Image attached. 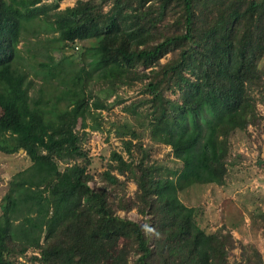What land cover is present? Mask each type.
<instances>
[{
  "label": "trees",
  "instance_id": "obj_1",
  "mask_svg": "<svg viewBox=\"0 0 264 264\" xmlns=\"http://www.w3.org/2000/svg\"><path fill=\"white\" fill-rule=\"evenodd\" d=\"M63 1L0 0V153L31 163L1 200L0 264H231L239 245L237 264H264L235 222L212 231L181 198L244 159L232 139L263 127L264 0ZM45 31L58 41L34 65L37 82L28 37ZM121 89L139 96L127 102ZM113 96L138 126L115 129L121 151L98 172L87 130H103ZM145 132L179 165L153 162ZM133 211L141 221L119 215Z\"/></svg>",
  "mask_w": 264,
  "mask_h": 264
},
{
  "label": "rangeland",
  "instance_id": "obj_2",
  "mask_svg": "<svg viewBox=\"0 0 264 264\" xmlns=\"http://www.w3.org/2000/svg\"><path fill=\"white\" fill-rule=\"evenodd\" d=\"M74 4L75 0H65L61 3V8L72 7ZM55 37L51 31H45L44 35L40 37V41L36 36L28 37L31 42L28 45L30 46V51L35 52L37 49L39 50L37 59L31 60L29 58L28 63L26 62V68L31 73L30 77L36 79V81L43 78L44 73L34 67V65L49 63V59L45 57L47 55L45 48L48 41L52 46L57 43L52 42L53 40L58 41V39H54ZM78 45L82 46L83 43ZM86 46H89V43ZM22 47L25 49V45ZM53 48L50 49L53 50L50 52V55L55 60H58L60 55ZM74 53L72 48L67 50L66 66L71 62L68 56ZM25 55H27V52ZM74 60L72 67H79L78 61L80 62V59L75 58ZM91 60L92 57H87L86 61L91 62ZM34 73L38 74V77L33 75ZM138 92V89H121L116 95L121 96L128 102L137 99L139 96ZM101 94L105 97L107 95L106 90ZM115 99L116 96H113L108 101V104H112V109L108 113L104 112L106 121L104 122L103 130L95 133L87 130L89 140L85 146L90 149L92 155L98 161V172L107 169L106 164L110 160L112 150L121 151L122 145L115 137V129L124 123H131L135 127L138 126L131 115L123 112V104H114L116 102ZM258 107L260 112L264 113V106L259 104ZM249 135L251 137H247ZM143 141L145 147L153 145V147L149 148L152 149L151 159L153 162L156 161L170 168H175L179 165V163L175 162L170 147L154 144L146 132L144 133ZM231 143L232 156H239L240 158L243 155L244 159L230 158L228 165L221 166L217 170L218 177H216L213 185L198 190H190L188 194L182 195L181 198L188 206L203 207L205 212L204 219L200 221L203 227L215 231L222 225L230 228V225L235 222L237 228L233 231V234L237 241H241L243 245L249 244L257 248L264 262V222L257 218V216L264 213V124L261 129L250 127L247 135L240 134V136L232 139ZM125 157L127 158L126 155ZM30 164V161L25 158L24 153L17 155L0 153V205L7 190V182L18 171L29 167ZM91 187H94V185L91 184ZM135 188L134 184H130L128 186V195H133ZM119 215L121 217H129L135 221H141V217L135 211L129 214L119 212ZM240 259L241 246L239 245L231 253L230 262L231 264H237ZM131 264L134 263L131 262Z\"/></svg>",
  "mask_w": 264,
  "mask_h": 264
},
{
  "label": "clouds",
  "instance_id": "obj_3",
  "mask_svg": "<svg viewBox=\"0 0 264 264\" xmlns=\"http://www.w3.org/2000/svg\"><path fill=\"white\" fill-rule=\"evenodd\" d=\"M129 219H130V218H129ZM130 220L135 221V220H133V219H130ZM141 220H142V218H141ZM135 222H138V221H135Z\"/></svg>",
  "mask_w": 264,
  "mask_h": 264
},
{
  "label": "built area",
  "instance_id": "obj_4",
  "mask_svg": "<svg viewBox=\"0 0 264 264\" xmlns=\"http://www.w3.org/2000/svg\"><path fill=\"white\" fill-rule=\"evenodd\" d=\"M79 49V47H76V50H78Z\"/></svg>",
  "mask_w": 264,
  "mask_h": 264
},
{
  "label": "water",
  "instance_id": "obj_5",
  "mask_svg": "<svg viewBox=\"0 0 264 264\" xmlns=\"http://www.w3.org/2000/svg\"><path fill=\"white\" fill-rule=\"evenodd\" d=\"M21 153H24V151L22 150Z\"/></svg>",
  "mask_w": 264,
  "mask_h": 264
}]
</instances>
